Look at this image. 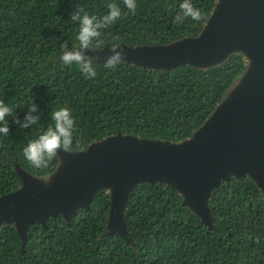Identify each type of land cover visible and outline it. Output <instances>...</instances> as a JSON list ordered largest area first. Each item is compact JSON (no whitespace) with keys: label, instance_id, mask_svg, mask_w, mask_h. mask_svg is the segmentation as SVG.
<instances>
[{"label":"trees","instance_id":"16d2710c","mask_svg":"<svg viewBox=\"0 0 264 264\" xmlns=\"http://www.w3.org/2000/svg\"><path fill=\"white\" fill-rule=\"evenodd\" d=\"M109 2L121 8V18L90 48L165 44L196 35L215 5L191 0L202 18L178 24L174 16L183 0H135V14L123 0H0V100L15 113L7 118L8 136L0 134V195L21 185L17 165L43 176L59 162L56 156L37 169L23 155L28 141L53 124L54 110L72 111L71 150L117 132L180 141L205 120L245 67L235 52L205 68L187 63L154 68L123 60L115 70L86 54L97 75L85 78L78 65L60 60V45L78 46V22L70 19L76 8L103 16ZM31 103L40 121L21 129L13 120L23 122ZM182 199L171 185L138 184L124 212L126 235L107 228L105 189L88 208L32 222L24 240L15 225L3 224L0 264H264V193L250 176L231 175L213 188L210 226Z\"/></svg>","mask_w":264,"mask_h":264},{"label":"water","instance_id":"95a60500","mask_svg":"<svg viewBox=\"0 0 264 264\" xmlns=\"http://www.w3.org/2000/svg\"><path fill=\"white\" fill-rule=\"evenodd\" d=\"M117 45L127 53L124 60L142 66L205 68L235 52L245 67L205 120L180 141L110 134L82 149L59 150L46 182L29 174L25 181L27 170L17 165L21 185L0 195V227L15 225L23 240L32 222L88 208L101 189L110 199L107 228L120 235H126L129 194L143 182L175 187L183 205L209 226L208 199L222 180L248 175L264 193V0H215L196 35L165 44ZM111 48L94 50L105 59Z\"/></svg>","mask_w":264,"mask_h":264},{"label":"clouds","instance_id":"9594fccd","mask_svg":"<svg viewBox=\"0 0 264 264\" xmlns=\"http://www.w3.org/2000/svg\"><path fill=\"white\" fill-rule=\"evenodd\" d=\"M125 8L135 14V0H123ZM107 13L103 16L89 15L83 7L76 8L70 14V19L78 22V33L76 39L78 46L69 48L67 42L60 45V60L65 65L76 64L85 78L96 77L97 72L93 66V59L86 55L85 50L92 46L94 41H99L103 35L102 30L107 29L115 21L121 18V8L114 2L106 5ZM180 11L174 16V22L182 24L186 19L191 18L199 21L202 18L200 10L195 7L191 0H183L179 5ZM104 62L105 69H113L124 60L127 53L124 48L113 45ZM35 113V115H34ZM8 117H15L13 108L0 100V134L8 136L9 126ZM53 124L48 126L45 131L40 133L35 139L28 141L23 148V155L26 160L35 168H46L49 162L57 156L59 150L68 152L73 146V132L76 121L71 109L61 107L51 113ZM40 121L39 110L36 104L31 103L28 112L24 116L23 122L18 118L13 120L21 129L31 125H37Z\"/></svg>","mask_w":264,"mask_h":264},{"label":"rangeland","instance_id":"374dc122","mask_svg":"<svg viewBox=\"0 0 264 264\" xmlns=\"http://www.w3.org/2000/svg\"><path fill=\"white\" fill-rule=\"evenodd\" d=\"M94 49H96V48H89L88 50H85V53L86 54H89V55H91V56H93V57H97V58H99V59H102V57L100 56V55H98V54H96L95 53V50ZM50 173V172H49ZM49 173H47V174H45V175H43V176H38L39 178H41V179H39L41 182H46L47 181V178H44L45 176H47ZM28 174L29 175H32V176H34L33 174H30V173H28L27 171H26V174L24 175V179H25V181H27V179H28ZM35 176H37V175H35ZM34 176V177H35Z\"/></svg>","mask_w":264,"mask_h":264}]
</instances>
